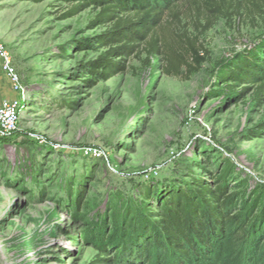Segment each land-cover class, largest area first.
<instances>
[{
	"label": "rangeland",
	"instance_id": "374dc122",
	"mask_svg": "<svg viewBox=\"0 0 264 264\" xmlns=\"http://www.w3.org/2000/svg\"><path fill=\"white\" fill-rule=\"evenodd\" d=\"M240 1L212 18L181 2L153 33L162 54L142 43L124 71L88 86L78 65L105 48L82 44L110 26L90 25L97 9L68 16L72 4L58 0H0V42L24 89L18 127L0 138V264H92L93 239L115 229L127 201L207 178L224 160L233 181L264 190V96L210 93L217 62L264 31V6ZM168 49L191 66L193 49L205 60L167 75Z\"/></svg>",
	"mask_w": 264,
	"mask_h": 264
},
{
	"label": "trees",
	"instance_id": "16d2710c",
	"mask_svg": "<svg viewBox=\"0 0 264 264\" xmlns=\"http://www.w3.org/2000/svg\"><path fill=\"white\" fill-rule=\"evenodd\" d=\"M41 2L43 0H32ZM72 4L68 16L92 7L97 9L90 25L109 24L86 48H105L94 59L80 63L81 79L88 86L105 81L126 68V59L142 43L150 55L162 54L153 37L155 29L186 0H58ZM206 18L239 11L240 0H188ZM245 0L247 6H264V0ZM236 3V4H233ZM210 25V23L208 24ZM207 25V27H208ZM196 66L184 54L163 52L167 75H178L182 66L191 74L205 58L193 49ZM219 88L211 94L241 97L253 87L264 96V31L251 46L217 62ZM245 85L238 90L237 87ZM264 129V123L257 126ZM233 165L224 160L217 173L207 178L190 175L189 181L162 195L152 196L145 187L140 200L127 201L115 229L102 226L93 239L98 251L92 264H264V190L247 189V180L233 181ZM70 193V191H69ZM81 195L69 201L78 214ZM115 220V217H113ZM113 251L110 255V251Z\"/></svg>",
	"mask_w": 264,
	"mask_h": 264
},
{
	"label": "built area",
	"instance_id": "2783aa9c",
	"mask_svg": "<svg viewBox=\"0 0 264 264\" xmlns=\"http://www.w3.org/2000/svg\"><path fill=\"white\" fill-rule=\"evenodd\" d=\"M0 68L8 80L11 90L17 95L13 98H0V138L14 133L24 107V89L9 51L0 42Z\"/></svg>",
	"mask_w": 264,
	"mask_h": 264
},
{
	"label": "crops",
	"instance_id": "0c3cea01",
	"mask_svg": "<svg viewBox=\"0 0 264 264\" xmlns=\"http://www.w3.org/2000/svg\"><path fill=\"white\" fill-rule=\"evenodd\" d=\"M16 95L11 90L10 84L0 68V98H13Z\"/></svg>",
	"mask_w": 264,
	"mask_h": 264
}]
</instances>
